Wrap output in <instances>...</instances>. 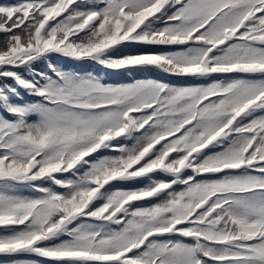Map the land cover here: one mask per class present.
I'll return each instance as SVG.
<instances>
[{
	"label": "snow or ice",
	"instance_id": "1",
	"mask_svg": "<svg viewBox=\"0 0 264 264\" xmlns=\"http://www.w3.org/2000/svg\"><path fill=\"white\" fill-rule=\"evenodd\" d=\"M0 34V264H264V0H0Z\"/></svg>",
	"mask_w": 264,
	"mask_h": 264
},
{
	"label": "rangeland",
	"instance_id": "2",
	"mask_svg": "<svg viewBox=\"0 0 264 264\" xmlns=\"http://www.w3.org/2000/svg\"><path fill=\"white\" fill-rule=\"evenodd\" d=\"M88 70H89V69H88ZM150 75H152V76H154V77L156 76L155 73L150 74ZM116 77H119V78L122 79V82H121V83H123V82H128L127 74H126V73H124V74H112V76H111V78H116ZM138 78H142V77H139V76H138ZM109 154H111V153H109ZM135 186H139V185H135ZM135 186H132V187H135Z\"/></svg>",
	"mask_w": 264,
	"mask_h": 264
},
{
	"label": "trees",
	"instance_id": "3",
	"mask_svg": "<svg viewBox=\"0 0 264 264\" xmlns=\"http://www.w3.org/2000/svg\"><path fill=\"white\" fill-rule=\"evenodd\" d=\"M4 39H5L4 35H0V42H2ZM81 67H84V68H86V69L91 70V68H92L93 66L82 65ZM9 82H10V81H9ZM105 154H109V153H105ZM132 186H135V185H131V186H128V187H132ZM138 206H143V205H138Z\"/></svg>",
	"mask_w": 264,
	"mask_h": 264
}]
</instances>
